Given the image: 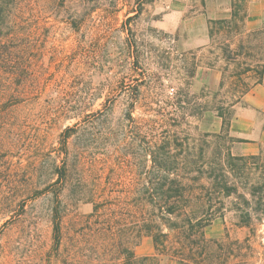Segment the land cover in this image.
Returning a JSON list of instances; mask_svg holds the SVG:
<instances>
[{
  "label": "rangeland",
  "instance_id": "374dc122",
  "mask_svg": "<svg viewBox=\"0 0 264 264\" xmlns=\"http://www.w3.org/2000/svg\"><path fill=\"white\" fill-rule=\"evenodd\" d=\"M186 3L15 0L8 25L16 39L10 43L11 54L0 62V249L3 245L13 251L14 241L24 237L20 249H14L16 254L0 252V264H16L17 258L35 264L44 257L53 243V208L62 211L65 229L74 214L91 212L93 203L79 198L95 176L100 188L122 190V201L134 213L140 174L152 167L151 161L141 163L142 148H154L165 135L193 138L180 150L176 141L169 147L171 154L185 156L177 171H203L195 182L198 198L192 199L188 213L200 215L209 203L223 204L222 217L205 228V237L244 240L251 235V246L243 250L245 258L248 264H262L264 219L252 214L250 223H245L238 210L243 199L237 194L227 196L218 186L209 198L199 190L201 184L209 188L227 181L246 194L250 185L264 182V149L255 156L228 158L225 151L232 144L227 126L216 137L215 112L197 113L207 103L224 102L227 107L234 97L226 92L216 97L210 93L214 90L201 86L193 76L190 52L183 50L178 36L159 27L166 13L172 15ZM261 22L262 31L255 33L245 32L240 23L243 44L252 53L246 61L253 65L264 62V19ZM250 76L247 83L259 77L254 71ZM181 105L183 113L195 115L180 118ZM231 113L229 109L227 119ZM67 126L74 127V134L67 154H62L59 141ZM198 148H203V157L196 156ZM59 167L69 176L57 201L54 191L62 181L53 183ZM46 186L49 190L36 193ZM16 218L22 222L9 223L2 233L3 223ZM23 224L34 227L30 234H21ZM169 239L172 247L177 245L173 234ZM154 254L162 264H194L157 253L151 237L136 248L138 257Z\"/></svg>",
  "mask_w": 264,
  "mask_h": 264
},
{
  "label": "trees",
  "instance_id": "16d2710c",
  "mask_svg": "<svg viewBox=\"0 0 264 264\" xmlns=\"http://www.w3.org/2000/svg\"><path fill=\"white\" fill-rule=\"evenodd\" d=\"M14 2L15 0H0L1 63L11 54L10 43L16 39V36L14 37L11 32L10 25H8V17ZM238 7L239 4L235 3L233 17L237 16ZM221 21L223 20H217L214 23ZM257 31L260 32L262 29L255 30L253 33ZM210 32L211 34L214 32L212 27ZM228 48L229 46L226 45L223 50L229 62H235L240 65L242 61L237 59V55L242 53H245V56L252 57V53L249 52L250 46L244 45L242 42L234 53L228 51ZM251 68L259 76L256 82H260L264 74V62L254 64L253 67L248 63L245 71ZM235 74L239 76L241 72ZM240 87L244 89L241 90ZM248 88L249 86L245 84L242 78L240 76L237 77L235 90L239 91L238 98L233 99L227 107L221 105L217 108L218 115L223 118V127L224 125H229V120L226 117L229 110L228 107L239 100ZM208 106L201 105L197 113L202 114L208 109ZM179 109L183 113L185 106L181 105ZM66 111L67 109L65 108L61 109V112L65 113ZM192 114L195 115L194 113L184 112L180 118L185 119ZM73 134V126H67L63 130L59 141V148L62 154H67L69 138ZM172 138L170 139V137L165 135L157 141L154 148L149 145L147 148L143 146L141 163L145 164L147 161H151L152 167L140 174V187L134 203V213H131L125 201H122L123 199L119 195L122 190L115 189V187L106 189L105 185L100 188L98 185L100 178L95 176L94 181L89 185V189L85 192L82 191L83 196L81 195L79 198L86 202H92V211L86 214H74L71 226L65 229L62 222L64 215L60 208L55 206L52 213L54 224L52 246L44 257L37 258L35 264H162L157 254L143 257L136 255L137 246L146 237L152 238L157 253L169 255L180 262H191L194 264H248L243 250L245 246H251L249 244L251 235L246 236L244 240H216L205 237V228L210 226L217 217H222L220 212L224 209L222 207L223 204L217 207L215 204L209 203L201 210L200 215L188 213V207L192 199L198 198L196 193L198 187L195 184L203 175V171L192 169L183 174L177 171V165L183 162L184 159L182 160V158L185 156L181 155L180 152H172L171 154L169 147L171 143L173 144L176 141L180 150L184 146L190 145L189 141L193 140V138L189 135L184 136V138ZM190 148L195 151L196 146L192 145ZM196 156H204L203 148H198ZM227 157L233 158L230 154H227ZM194 171L199 174L193 175ZM58 174V178L53 183V185H56L62 181L60 187L54 191L57 201H59L60 194L63 192L69 176L67 169L62 167L58 168ZM208 176L211 177V173ZM200 186L199 190L201 192L205 190L209 198L213 196L214 188L217 189L218 186L227 196L231 194L241 196L243 202L238 210L245 223H250L252 214H255L259 220L264 219V195L260 194L264 188L263 180L250 185L246 193L250 197L239 193L238 186L232 185L227 181L224 182L223 186L220 184L209 188L202 184ZM44 190H49V186L36 193H42ZM19 221L22 222V219L16 218L12 221H5L2 233H4L9 223L16 224ZM33 228L31 224H23L21 234L24 232L30 234ZM171 234L176 238L177 245L174 247H172L173 244H169ZM23 237L20 235L14 241V248L10 249L13 251H8V246L2 245L0 252L16 254L14 249H20ZM13 258L14 260L16 259L15 256ZM19 260L17 258L15 263L23 264ZM262 264H264V260Z\"/></svg>",
  "mask_w": 264,
  "mask_h": 264
},
{
  "label": "crops",
  "instance_id": "0c3cea01",
  "mask_svg": "<svg viewBox=\"0 0 264 264\" xmlns=\"http://www.w3.org/2000/svg\"><path fill=\"white\" fill-rule=\"evenodd\" d=\"M235 3H238L239 7L237 16L233 17ZM241 4H244L242 13ZM263 19L264 0L257 2L254 0H187L182 10L179 9L172 15L166 13L159 23L160 28L175 37L178 36L183 50L187 53L190 52L191 58L195 61L193 76L201 86L207 85L206 88L214 90L210 93L212 92L217 97L222 92H226L237 99L239 91L235 90V82L239 76L249 86L240 99L228 107L233 113L227 119L229 125H224V127L227 126L226 131L223 127V118L217 112V108L224 102L214 106L205 104L209 106L203 113L215 112V117L218 120L219 127L213 129L215 136L219 137L217 133L225 131L230 137L232 146L230 145L225 151L226 155L255 156L263 153L264 74L260 82H256V78L253 82L247 83L245 79L250 78L254 70L251 68L245 71V68L248 63L251 67L254 65L246 61L245 53L237 55V59L242 61L240 65L229 62L223 50V47L228 45V51L234 53L238 50L241 42L243 43L242 34L244 32H241V22L245 32H249L260 28L263 25L261 22ZM217 20L223 21L214 23ZM211 27L214 31L212 34ZM243 61L245 62L243 63ZM229 67L232 69L227 75ZM237 72H241V74L237 76L235 74ZM198 75L200 77L208 75V77L202 79L198 78ZM243 89L241 88V90ZM204 98L207 96L204 95ZM229 103L226 105L228 106Z\"/></svg>",
  "mask_w": 264,
  "mask_h": 264
}]
</instances>
